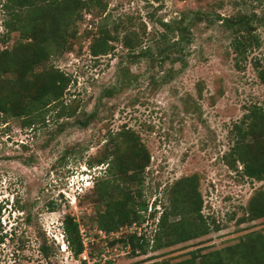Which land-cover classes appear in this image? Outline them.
<instances>
[{"label": "rangeland", "instance_id": "374dc122", "mask_svg": "<svg viewBox=\"0 0 264 264\" xmlns=\"http://www.w3.org/2000/svg\"><path fill=\"white\" fill-rule=\"evenodd\" d=\"M102 1L104 12L82 11L68 49L49 62L70 76L64 100L73 102V115L56 120L48 112L43 123L26 128L0 116V264L174 262L191 251L235 244L253 231L264 233V218L242 222L247 202L254 191L264 189V182L243 178L239 165L231 170L223 160L232 144V124L248 105L263 99L253 64L264 69V0ZM186 11L204 15L188 28L189 43L169 49L166 40L174 35L160 38L163 30L157 22L176 20ZM215 16L231 22L248 18L259 40L238 68L229 44L240 31L220 28ZM4 19L0 7V38ZM125 28L140 36L132 52L120 43L128 32ZM102 31L117 40L110 41L113 49L108 54L94 57L89 46ZM16 39V33L10 34L0 42V50ZM91 113L86 128L75 125ZM122 128L132 130L149 155L138 197L147 209L140 224L105 234L94 222L97 205L92 191L94 181L103 179L105 165L88 163L106 143V134ZM191 175L197 178L201 215L211 231L184 244L132 255L121 242L133 233L150 240L167 204V190ZM153 210L157 214L151 218ZM66 214L78 223L85 248L79 260L62 236Z\"/></svg>", "mask_w": 264, "mask_h": 264}, {"label": "trees", "instance_id": "16d2710c", "mask_svg": "<svg viewBox=\"0 0 264 264\" xmlns=\"http://www.w3.org/2000/svg\"><path fill=\"white\" fill-rule=\"evenodd\" d=\"M0 7L5 17L0 42L5 43L12 33L17 34L10 47L0 50V116L2 119H16L25 128L43 123L48 112H53L56 120L70 118L75 107L73 102L67 104L64 100L70 76L49 62L68 49V39L75 36V25L82 11L96 8L104 12L106 4L102 0H3ZM203 15L200 11H186L176 20H159L157 23L163 30L160 38L165 39L170 33L175 37L166 40L168 48H180L190 41L188 28L194 20L200 21ZM215 19L219 21L220 28L240 31L231 37L229 44L234 54V65L238 68L246 59L247 52L259 46V40L251 32L248 18L241 17L234 22L220 16H215ZM113 28L116 31L119 24ZM129 28H125L128 32L122 36L120 43L132 52L138 47L140 36ZM105 33L100 32L90 44L92 56L112 51L109 43L116 41L117 37L109 38ZM257 63L253 64L256 77L264 88V69L259 68ZM111 93L107 91V96ZM93 116L94 113H91L76 120L75 125L86 128ZM230 134L232 144L223 156L225 165L231 170H236L239 165L243 178L264 182V90L262 102L248 105L241 118L232 124ZM106 136V143L91 158L88 167L105 165L103 179L94 181L92 191L96 193V228L109 234L143 221L147 205L138 197L141 194V175L149 164V155L139 137L128 128L107 133ZM197 185L195 175L176 180L166 192L167 204L162 207L151 239L133 233L121 243L129 247L132 255L136 252L145 254L148 249L151 252L160 251L207 235L211 230L201 215L202 201ZM156 214L157 211L153 210L149 216L153 218ZM262 218L263 188L253 192L242 222ZM25 220L28 221L27 214ZM61 230L66 248L74 259L79 260L85 248L78 223L66 214L61 221ZM39 250L46 258L45 248L40 246ZM147 264H264V233H247L237 243L218 250L204 253L191 251L188 257L178 261L166 259Z\"/></svg>", "mask_w": 264, "mask_h": 264}]
</instances>
